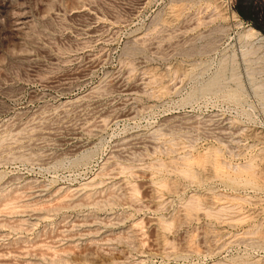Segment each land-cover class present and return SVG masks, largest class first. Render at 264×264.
<instances>
[{
  "label": "rangeland",
  "instance_id": "obj_1",
  "mask_svg": "<svg viewBox=\"0 0 264 264\" xmlns=\"http://www.w3.org/2000/svg\"><path fill=\"white\" fill-rule=\"evenodd\" d=\"M0 264H264V0H0Z\"/></svg>",
  "mask_w": 264,
  "mask_h": 264
}]
</instances>
